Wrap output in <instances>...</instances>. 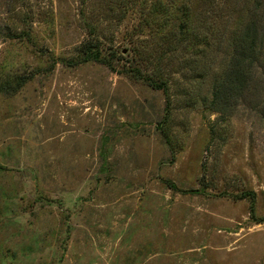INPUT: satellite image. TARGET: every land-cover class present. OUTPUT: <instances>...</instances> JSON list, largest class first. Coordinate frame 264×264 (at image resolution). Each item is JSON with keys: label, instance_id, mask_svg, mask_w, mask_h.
Returning a JSON list of instances; mask_svg holds the SVG:
<instances>
[{"label": "rangeland", "instance_id": "rangeland-1", "mask_svg": "<svg viewBox=\"0 0 264 264\" xmlns=\"http://www.w3.org/2000/svg\"><path fill=\"white\" fill-rule=\"evenodd\" d=\"M120 2L0 0V264H264V29L247 85L212 105L257 0H193L235 10L218 47L174 54ZM88 23L112 67L62 61Z\"/></svg>", "mask_w": 264, "mask_h": 264}, {"label": "trees", "instance_id": "trees-1", "mask_svg": "<svg viewBox=\"0 0 264 264\" xmlns=\"http://www.w3.org/2000/svg\"><path fill=\"white\" fill-rule=\"evenodd\" d=\"M149 1L150 0H121L118 4L119 10L121 11L119 22L127 16L126 7L132 9L138 8L140 16H145V12H149L145 18L141 17L139 32L143 33L147 28H152L155 37L160 39L163 44H166V50L171 51V54L177 51L181 41H186V46L191 45L199 49L203 47L213 50L218 47L217 41L221 40L219 38H222L224 35V25L222 23L224 12L235 10L231 8L229 2H226V4H222V10H219V7L218 11L201 13L194 9L193 0H151L149 10L147 6ZM261 1L262 0H257V7L255 9V11L259 10L257 17L251 16L248 22L245 21L243 24H239L238 46L235 49V55L212 101V105L218 111L226 112L229 98L236 95V92L242 90L247 85L249 69L253 67L256 59L261 55L262 29H264V13L261 12V10H263L261 9ZM200 2L212 8L216 0H200ZM113 11L112 9L109 10V12ZM217 12L218 14L215 18ZM28 22V20H25L22 22V25ZM88 33L90 37L76 49L73 58L70 61H65L66 59H62V61L66 62L67 66L71 67L87 63H98L107 67H112L113 63L118 60L113 57L111 53L107 52L110 50L105 48L101 41L100 29L96 27L94 23H88ZM29 36L27 32L23 31L21 34L15 35L12 38L27 39ZM155 46L156 51H158L157 48H159L160 44L155 43ZM159 49H162V47ZM161 73L162 71L160 69H154V71H152V75H154L155 78L151 79V84L156 89L167 90L166 81L161 76ZM131 74V76L134 77L137 75L141 77L143 73L141 69L135 68L131 71ZM31 79L32 77L26 76L17 77L14 81L6 82L2 90L8 93L15 87L18 91ZM14 83L15 85H13ZM165 135L167 136L168 134ZM169 186L174 191H178V187L174 183L170 182ZM254 196L255 194L253 192H245L235 198H249L253 200ZM262 222H264V219L260 220L258 223Z\"/></svg>", "mask_w": 264, "mask_h": 264}]
</instances>
